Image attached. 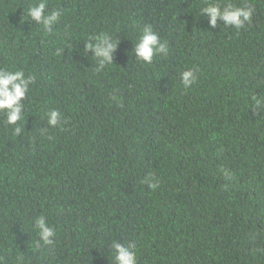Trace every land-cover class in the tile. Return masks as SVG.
<instances>
[{
    "label": "trees",
    "instance_id": "1",
    "mask_svg": "<svg viewBox=\"0 0 264 264\" xmlns=\"http://www.w3.org/2000/svg\"><path fill=\"white\" fill-rule=\"evenodd\" d=\"M35 2L0 0V69L35 77L24 119L0 113V264H115L114 241L137 264H264V0H216L254 7L239 30L210 27L204 0H47L51 33ZM148 25L169 47L150 64L133 51ZM100 33L119 43L97 72Z\"/></svg>",
    "mask_w": 264,
    "mask_h": 264
},
{
    "label": "clouds",
    "instance_id": "2",
    "mask_svg": "<svg viewBox=\"0 0 264 264\" xmlns=\"http://www.w3.org/2000/svg\"><path fill=\"white\" fill-rule=\"evenodd\" d=\"M254 7L245 4L237 7L231 4L221 6L216 0H204V6L200 8V15L206 16L210 27L219 26L222 21L225 27H234L239 30L245 27L252 19ZM62 11L54 9L48 11L47 0H37L27 8V17L42 25L45 32L51 33L55 25L59 23ZM119 40L107 33H100L89 38L84 44V52L91 53L97 61L96 71L103 70L107 65L113 64V54L118 47ZM135 57L144 63H152L153 57L159 54L167 56L169 47L166 41H162L160 36L153 30L151 25L145 26L142 34L138 38L134 49ZM196 70L188 69L181 73V80L185 89L192 86L197 80ZM35 83V77L25 75L23 70H3L0 69V113L5 114L6 123L15 126L24 119V103L30 86ZM253 101L257 107L264 104V97L256 95ZM47 124L56 127L62 122V113L57 109H51L46 114ZM15 135L22 132L21 127H14ZM149 189L155 190L159 187V182L152 174L146 175L141 181ZM35 228L38 230L39 241L44 246L52 245L56 236V231L51 226L46 217L39 216L35 220ZM39 246V244H38ZM115 264H137L136 243L128 242L123 244L113 242Z\"/></svg>",
    "mask_w": 264,
    "mask_h": 264
}]
</instances>
